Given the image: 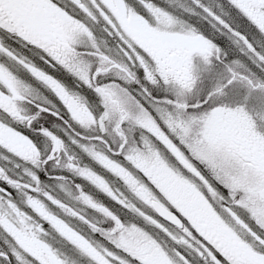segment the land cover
Wrapping results in <instances>:
<instances>
[{
    "label": "snow or ice",
    "instance_id": "obj_1",
    "mask_svg": "<svg viewBox=\"0 0 264 264\" xmlns=\"http://www.w3.org/2000/svg\"><path fill=\"white\" fill-rule=\"evenodd\" d=\"M0 264H264V0H0Z\"/></svg>",
    "mask_w": 264,
    "mask_h": 264
}]
</instances>
